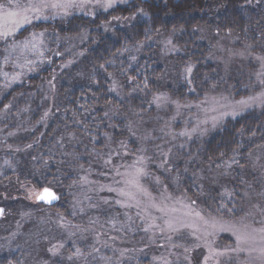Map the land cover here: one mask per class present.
I'll return each instance as SVG.
<instances>
[{
  "label": "trees",
  "instance_id": "obj_1",
  "mask_svg": "<svg viewBox=\"0 0 264 264\" xmlns=\"http://www.w3.org/2000/svg\"><path fill=\"white\" fill-rule=\"evenodd\" d=\"M38 34L48 45L42 64L20 84L6 87L0 81V134L13 131L21 137L11 150L17 171L0 182V199L7 195L5 204L15 209L16 218L27 204L22 190L27 185L51 188L60 201L71 200L86 164H94L97 157L93 140L100 146H118L129 137L131 120L153 119L154 95L164 92L173 100L197 101L210 91L232 88L235 93L251 85L252 80L247 83L244 78L251 73L248 69L224 78L211 51L218 40L231 39L237 51L264 53V0H133L94 17L72 15L32 23L0 41V56L10 45ZM166 63L171 65L168 74ZM118 127L125 131L121 138ZM61 133L65 140L74 134L78 145L60 142ZM0 145L8 150V141ZM260 151L264 107L226 120L200 142L176 152V161L182 158L176 169H188L190 159L196 163H191L193 175L186 169L188 175L179 179L181 193L204 214L224 221L239 219V209L247 203L242 197L244 179L257 174L254 158ZM199 171L214 176L209 178L213 187L204 188L203 180L195 183ZM258 180L262 184V177ZM36 205L48 211L58 208ZM96 233L88 239H103ZM149 238L133 233L130 241L145 243ZM130 247L125 246L127 253L119 257L100 244L97 251L109 261L96 264H154L163 250L161 244L149 243L145 250ZM92 253L87 251L84 258ZM83 259L71 256L64 264H85Z\"/></svg>",
  "mask_w": 264,
  "mask_h": 264
},
{
  "label": "rangeland",
  "instance_id": "obj_2",
  "mask_svg": "<svg viewBox=\"0 0 264 264\" xmlns=\"http://www.w3.org/2000/svg\"><path fill=\"white\" fill-rule=\"evenodd\" d=\"M131 1L112 0V6L106 7L107 0H100L99 3L97 0H86L84 3L77 0L76 6L67 9V14L64 9H46L39 15L30 12L31 23L19 28L15 34L32 23L72 15L94 17ZM18 2L22 7H27L31 0ZM0 4H6V0L0 1ZM14 35L0 37V41L11 39ZM207 42L212 43L209 39ZM47 46L43 34L10 45L0 56V81L3 86L20 84L25 76L33 74L35 66L44 61ZM233 47L231 39L218 40L212 46L213 63L220 68L224 78L231 72L242 73L248 69L251 73L244 74V78L247 83L252 80L251 85L241 86L235 93L232 88L215 93L210 91L197 101L173 100L164 92L154 95L153 119L131 120L129 137L119 140L118 146H100L97 139L93 140V154L97 156L94 164H86L71 200L59 201L55 205L58 207L56 210L36 208V199L42 189L27 185L22 188L27 204L21 208L20 217L16 218L15 209L5 204L7 195L4 194L0 199V209L3 211L0 216V264H64L71 256L81 261L87 251L93 253L89 259H83L84 263L96 264L98 260L109 261L102 257L103 252L97 251L100 244L110 247V251L113 254L116 251L115 255L120 257L126 252L125 246L145 250L149 243L154 247L161 244L163 248L162 253L152 261L154 264H250L247 252L232 250L235 248V236L220 228L221 225H234L237 228L247 225L250 229H256L257 234L264 228V151L254 158L255 177L249 181L244 179L242 197L247 203L244 210L239 209V219L234 221L221 220L212 213L204 214L191 205L181 193L180 184L188 173L193 175L191 163L195 166L196 163L190 159L185 164L188 166L187 173L186 169H176L182 163V158L179 161L175 159L176 152L185 151L192 143L200 142L226 120H234L264 107V53L237 51ZM170 66L166 63L167 74ZM117 94V99L122 100L121 94ZM252 97L261 99L251 100ZM241 100H249V104L241 105ZM118 131L117 138L125 135L124 129L118 127ZM17 135L13 131L0 134L2 143L8 141L6 152L0 145V182L17 171L18 165L11 153L21 140ZM70 135L69 139L66 138L67 143L78 145L79 140L73 138L74 134ZM61 136L58 138L60 142L65 140L63 133ZM179 172L181 177H177ZM260 177L262 184L258 180ZM209 178L213 179L214 176L199 171L194 181L203 180V184H206L204 188H207L208 185L212 186ZM137 183L138 187L134 186ZM198 187L200 190L203 188ZM121 192L130 195H121ZM199 204L202 205L201 202ZM95 233L97 237L102 235L103 239H91V242L88 235L93 237ZM133 233L150 238L145 243H138V240L132 242L130 238ZM127 237L129 241H126ZM68 253L70 256L66 255ZM254 264H258V261Z\"/></svg>",
  "mask_w": 264,
  "mask_h": 264
},
{
  "label": "snow or ice",
  "instance_id": "obj_3",
  "mask_svg": "<svg viewBox=\"0 0 264 264\" xmlns=\"http://www.w3.org/2000/svg\"><path fill=\"white\" fill-rule=\"evenodd\" d=\"M86 0H80L84 3ZM91 2V0H87ZM100 0H97L99 3ZM77 0H31L27 7H22L18 0H6V4H0V37L7 38L14 35L15 32L25 24L31 23V18L28 13L39 15L46 9H64L67 14V9L76 6ZM112 6V0H107L106 7ZM15 8L16 10H9ZM47 18V17H43ZM42 35V34H41ZM251 100H260L261 97H252ZM264 102V101H262ZM241 105H248L249 100L239 101ZM139 172V170H137ZM131 183V182H130ZM134 186L138 187V183ZM146 194V193H145ZM121 195H130L129 193L121 192ZM45 202H51L56 199L55 195L48 189H44L42 195L37 197ZM171 227V224H169ZM221 231H230L235 236V252H247L250 257V264L258 261V264H264V228L259 230L250 229L247 225L243 228H237L234 225H221Z\"/></svg>",
  "mask_w": 264,
  "mask_h": 264
},
{
  "label": "water",
  "instance_id": "obj_4",
  "mask_svg": "<svg viewBox=\"0 0 264 264\" xmlns=\"http://www.w3.org/2000/svg\"><path fill=\"white\" fill-rule=\"evenodd\" d=\"M44 189H48L51 193H53L55 195L56 199L52 200L49 203V202H45L44 200H40V199L37 198L36 199L37 203L42 204V205H45V206H48V207H52V206L56 205L59 202V200H60L59 196L55 193V191L53 189H50V188H44ZM44 189H42L40 191V194L39 195H42L43 194ZM2 212H3L2 209H0V216H1Z\"/></svg>",
  "mask_w": 264,
  "mask_h": 264
}]
</instances>
